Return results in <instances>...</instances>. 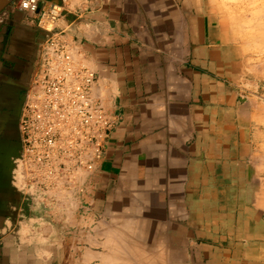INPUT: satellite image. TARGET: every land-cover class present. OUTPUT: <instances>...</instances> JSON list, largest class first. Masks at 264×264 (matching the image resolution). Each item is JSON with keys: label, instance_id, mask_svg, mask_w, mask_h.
Returning <instances> with one entry per match:
<instances>
[{"label": "crops", "instance_id": "crops-1", "mask_svg": "<svg viewBox=\"0 0 264 264\" xmlns=\"http://www.w3.org/2000/svg\"><path fill=\"white\" fill-rule=\"evenodd\" d=\"M45 1L64 5L55 32L76 45L116 126L63 211L28 196L19 123L50 34L41 14L8 6L0 14V264L73 263L79 247L83 260L97 254L100 263L109 232L143 248L150 264H264L251 103L232 34L209 0Z\"/></svg>", "mask_w": 264, "mask_h": 264}, {"label": "built area", "instance_id": "built-area-1", "mask_svg": "<svg viewBox=\"0 0 264 264\" xmlns=\"http://www.w3.org/2000/svg\"><path fill=\"white\" fill-rule=\"evenodd\" d=\"M67 6L77 3L64 1ZM41 14L40 25L49 37L41 44L39 64L28 90L19 123L23 169L28 196L57 204L95 173L104 156L106 141L116 126L96 78L84 65L76 45L55 32L64 5L40 0H14L9 6ZM53 212L54 209L47 206Z\"/></svg>", "mask_w": 264, "mask_h": 264}, {"label": "rangeland", "instance_id": "rangeland-1", "mask_svg": "<svg viewBox=\"0 0 264 264\" xmlns=\"http://www.w3.org/2000/svg\"><path fill=\"white\" fill-rule=\"evenodd\" d=\"M209 2L211 3L212 10L220 15L222 25L231 32L233 44L237 52V62L242 68L243 81L241 82V85H243L241 88L243 89L244 96L251 103V127L253 129L252 133L256 147V156L254 158V186L257 191V201L255 205L264 214V35L249 33L247 24L242 23L241 20L240 22L234 21L236 17L230 15V12L228 11L229 9H226L222 4L224 3L225 5L228 3L225 5L227 7L233 2H227V0H209ZM245 16L247 18L249 15L245 14ZM239 17L241 18L242 16L239 15ZM259 24L263 25L264 22ZM56 25H58V22ZM84 65L89 67L85 63ZM48 202L49 200H37L39 206L44 209L50 205L54 207V209L64 210V207L60 206L61 201L59 202L60 204L57 203L56 205L49 204ZM72 205L73 211L75 212L78 206H76V202ZM60 219L61 216L55 215V218L52 220L61 222ZM82 221L83 220L81 218L74 217V223ZM108 235H110L109 243L112 245L107 247L109 254L105 257L102 256V262L99 263L97 261V254H91L90 258H88L89 261L83 260L81 248L79 247L75 248L76 254L73 258V263H71L70 258H68L67 264H150L146 262V253L143 248L132 246L130 242H125L120 239L115 242L113 239V232H109ZM81 237L80 233L79 239H81ZM117 243H120V245L115 247L114 244ZM115 249L117 251L116 253L113 252Z\"/></svg>", "mask_w": 264, "mask_h": 264}, {"label": "bare ground", "instance_id": "bare-ground-1", "mask_svg": "<svg viewBox=\"0 0 264 264\" xmlns=\"http://www.w3.org/2000/svg\"><path fill=\"white\" fill-rule=\"evenodd\" d=\"M228 1H231L233 3H231L227 7L225 5H227L228 3L225 5L224 3L222 4L226 9L227 8L229 9L228 11L230 12V15L236 17L234 20L235 22H240L241 20L242 23L247 24L249 33H252L255 35L257 34L264 35V24L263 25L259 24L261 22H264L263 20L264 19V0H227V2ZM238 14L241 15L242 17L240 18ZM245 14L249 16H247L246 18ZM52 193L61 200V206H64L62 204L63 202L68 204L70 203L72 199L71 197L66 198L67 196L65 197V196L60 195V192L56 189Z\"/></svg>", "mask_w": 264, "mask_h": 264}, {"label": "water", "instance_id": "water-1", "mask_svg": "<svg viewBox=\"0 0 264 264\" xmlns=\"http://www.w3.org/2000/svg\"><path fill=\"white\" fill-rule=\"evenodd\" d=\"M14 0H0V14L13 2Z\"/></svg>", "mask_w": 264, "mask_h": 264}, {"label": "clouds", "instance_id": "clouds-1", "mask_svg": "<svg viewBox=\"0 0 264 264\" xmlns=\"http://www.w3.org/2000/svg\"><path fill=\"white\" fill-rule=\"evenodd\" d=\"M157 247L159 248V245Z\"/></svg>", "mask_w": 264, "mask_h": 264}]
</instances>
